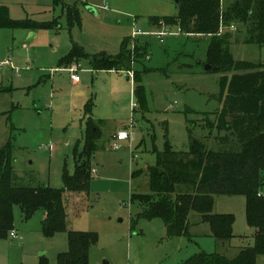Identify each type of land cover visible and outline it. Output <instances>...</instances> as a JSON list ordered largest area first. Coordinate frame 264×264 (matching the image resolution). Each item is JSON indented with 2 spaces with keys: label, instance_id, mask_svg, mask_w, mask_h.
Segmentation results:
<instances>
[{
  "label": "rangeland",
  "instance_id": "obj_1",
  "mask_svg": "<svg viewBox=\"0 0 264 264\" xmlns=\"http://www.w3.org/2000/svg\"><path fill=\"white\" fill-rule=\"evenodd\" d=\"M63 3L78 13V23L71 27L62 6L54 0H0V8L7 9L13 23L51 25L36 30L0 27V64L7 62L0 67V150L10 147L15 172L32 186L64 190L68 231L97 235L89 264H181L199 252L236 258L241 248L253 244L242 196L214 197L213 214L235 218V237L228 243L211 238L209 226L195 212L188 216L191 237H168L163 220L147 218V207L132 199L134 195L150 197L151 202L162 198L151 194L146 170L156 165L157 153L166 149L188 152V129L208 151H237L234 142L220 147L216 131L207 137L205 121L213 122L221 109L222 77L204 70L209 64L210 37L168 27L171 35L165 36L164 43L157 40L153 33L161 27L150 22L176 17L179 9L174 0ZM229 3L223 0L221 10ZM231 26H221L218 35H232L233 59L264 65V46L241 44L244 27ZM135 32L146 35L133 36ZM127 39L128 49L131 40L139 45L148 42L149 49L140 60L131 57L124 74L93 71L79 61L73 64L80 63L79 68L75 66L79 82H73L61 66L73 43L89 56L114 57ZM137 76L142 88L139 98L134 96L133 78ZM89 103V117L102 122L101 136L87 164L96 173L90 172L87 189L72 191L64 187V178L73 177L83 159ZM119 131L130 133V137L118 142L115 149L114 137ZM261 178L264 181V170ZM184 189L179 187V191ZM169 199L173 201L175 194ZM43 218L44 212L38 211L24 219L19 208H13L12 229L21 239L12 240L8 233L0 238V264H40L43 260L58 264V255L69 250L68 232L44 236ZM255 264H264V256L257 257Z\"/></svg>",
  "mask_w": 264,
  "mask_h": 264
},
{
  "label": "trees",
  "instance_id": "obj_2",
  "mask_svg": "<svg viewBox=\"0 0 264 264\" xmlns=\"http://www.w3.org/2000/svg\"><path fill=\"white\" fill-rule=\"evenodd\" d=\"M175 1V0H174ZM223 0H178L179 13L173 18H154L150 24L161 27H177L187 35L209 36L211 41L207 59L211 66L209 73L222 75L219 81L218 101L221 105L213 122L205 121L208 136L216 131L215 137L220 147L236 143L237 151H208L203 142L192 136L190 129L189 150L186 153L166 149L157 153L156 165L148 167L149 190L151 194L162 196L151 202L147 196L134 195L147 209V218H161L168 237L188 236V216L195 212L202 223L208 224L211 237L216 242L233 239V215L213 214L215 196H242L245 199L246 225L253 230V246L241 248L236 258L229 260L219 254L199 252L181 264H255L256 258L264 256V65L235 61L230 53L232 35L226 32L218 35L221 26L232 27L231 23L242 25L245 38L243 45L264 46V0H229L221 10ZM66 12L69 26L78 23V13L73 6L54 0ZM17 26L36 30L50 28L51 25H36L29 22L13 23L8 19L6 8H0V27ZM53 27V25H52ZM56 27V25H55ZM128 39L122 44L120 53L89 56L82 48L74 45L66 61L85 60L93 70L123 71L131 57L134 61L144 57L149 43L139 45ZM235 43L238 39L235 38ZM239 43V42H238ZM228 74H232L228 77ZM134 80V96L142 95L139 76ZM85 108L87 116L92 107ZM88 118L85 121L84 151L76 165L73 177L64 178V187L78 191L87 189L91 180L88 160L96 150L101 136L100 124ZM221 134H224L221 136ZM206 137V139H207ZM134 177V174H133ZM184 187V191H179ZM64 190L49 186H32L30 180L17 175L13 167L10 147L0 150V238L13 229V208L18 207L23 218L29 219L38 211L45 214L42 233L51 237L59 232H68L69 250L57 257L58 264H89L91 249L97 244V235L68 231ZM175 194L171 201L169 196ZM40 264H46L43 260Z\"/></svg>",
  "mask_w": 264,
  "mask_h": 264
},
{
  "label": "built area",
  "instance_id": "obj_3",
  "mask_svg": "<svg viewBox=\"0 0 264 264\" xmlns=\"http://www.w3.org/2000/svg\"><path fill=\"white\" fill-rule=\"evenodd\" d=\"M108 1V0H107ZM161 25V31L159 32H155L153 33V35L157 38V40L160 42V43H164V38L165 36H170L171 33H169L168 31H166V29H168L167 26H164L163 24H160ZM179 30V29H178ZM139 36V35H146V34H142L140 32H137V33H134L133 36ZM133 48V47H132ZM2 65H7V62H4L2 64H0V67ZM72 75H71V79L73 82H79V77L75 74L77 69L76 68H71L68 70ZM130 137V133L126 132V131H121L119 132L115 137L114 139L117 141V142H122V141H125V140H128ZM118 147L117 144H115L114 148L116 149ZM95 172V171H93ZM8 236L10 239L12 240H20L21 238L17 235V233L15 231H10L8 233Z\"/></svg>",
  "mask_w": 264,
  "mask_h": 264
},
{
  "label": "crops",
  "instance_id": "obj_4",
  "mask_svg": "<svg viewBox=\"0 0 264 264\" xmlns=\"http://www.w3.org/2000/svg\"><path fill=\"white\" fill-rule=\"evenodd\" d=\"M62 10H63L64 13L66 14V12H65V10H64L63 8H62ZM154 28H156V27H154ZM56 29L60 30L61 27H57V26H56ZM160 29H161V28H160ZM31 32H32V31H31ZM135 33H136V32H135ZM30 37H33V36L30 34ZM74 45L78 46L77 44H74V43H73V44H72V48H73ZM78 47H80V46H78ZM72 48H71V50H72ZM80 48H81V47H80ZM82 49H83V48H82ZM71 50H70V52H71ZM229 50H230V48H229ZM83 51H84V50H83ZM70 52H69V53H70ZM85 54H86V53H85ZM68 55H69V54H68ZM68 55H67V56H68ZM87 55H88V54H87ZM67 56H65V57L61 60L60 63H61V66L64 67V69L70 74V78H71V75H72V74H71L68 70L71 69V68H76V67L79 68V64H80L81 62H85L86 65L88 66V68L91 69V70H93V69L90 67V65H89V63H88L87 61L80 59V60H72V61H69V62H68V61H66V59H65ZM79 61H80V63H79L78 65H73V64H76L75 62H79ZM70 66H71V67H70ZM75 66H76V67H75ZM93 71H98V70H93ZM110 72H119V73H123V74H124L123 71H115V70H114V71H110ZM126 79H127V80H130V78H129L128 76H126ZM87 118H90V117L87 116ZM90 119H91V118H90ZM92 120H93V121H96L97 123L99 122V120H94V119H92ZM119 132H121V131H119ZM119 132H118V133H119ZM118 133H117V134H118ZM117 134H116V135H117ZM116 135H115V136H116ZM115 141H116V140H115ZM122 142H123V141H122ZM117 143H118V142L116 141V144H117ZM47 150L50 151V148H47ZM93 171H95V173H96V170H95V169H93V170L91 169V174L93 173ZM95 173H93V174H95ZM134 176H136L135 173H134ZM191 213H192V212H191ZM189 215H191V214H189ZM199 216H200V215H199ZM44 217H45V214H44ZM67 219H68V218H67ZM43 220H44V218H43ZM200 221H201V216H200ZM205 224H206V223H205ZM188 225H189V227H190V223H189V221H188ZM207 225H208V224H207ZM189 227H188V228H189ZM209 231H210V228H209ZM188 236H190L189 231H188ZM188 236H186V237H188ZM209 236L211 237V231H210V235H209ZM233 236H234V225H233ZM252 236H253V230H251V236H250L251 239H252V241H253ZM181 237H182V236H181ZM190 237H191V236H190ZM234 237H235V236H234ZM234 237H233V238H234ZM211 238H212V237H211ZM231 241H232V240H230L229 242H231ZM253 242H254V241H253ZM226 243H228V242H226ZM252 246H253V244H252ZM252 246H250V247H252Z\"/></svg>",
  "mask_w": 264,
  "mask_h": 264
},
{
  "label": "water",
  "instance_id": "obj_5",
  "mask_svg": "<svg viewBox=\"0 0 264 264\" xmlns=\"http://www.w3.org/2000/svg\"><path fill=\"white\" fill-rule=\"evenodd\" d=\"M175 3L178 4V3H179L178 0H175ZM90 12L93 13V10L90 9ZM198 64H200V62H199ZM204 70H205V71H210V70H211V66L208 65V64H206V65L204 66Z\"/></svg>",
  "mask_w": 264,
  "mask_h": 264
}]
</instances>
